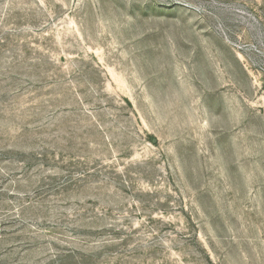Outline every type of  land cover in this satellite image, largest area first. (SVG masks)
<instances>
[{
    "label": "rangeland",
    "instance_id": "374dc122",
    "mask_svg": "<svg viewBox=\"0 0 264 264\" xmlns=\"http://www.w3.org/2000/svg\"><path fill=\"white\" fill-rule=\"evenodd\" d=\"M0 264H264V0H0Z\"/></svg>",
    "mask_w": 264,
    "mask_h": 264
}]
</instances>
